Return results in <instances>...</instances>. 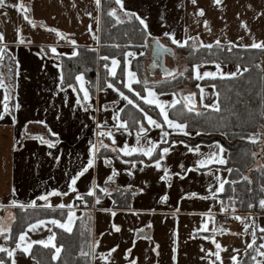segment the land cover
<instances>
[{"label": "crops", "instance_id": "crops-1", "mask_svg": "<svg viewBox=\"0 0 264 264\" xmlns=\"http://www.w3.org/2000/svg\"><path fill=\"white\" fill-rule=\"evenodd\" d=\"M122 2L123 8L117 4L119 17H129L126 12L135 13L144 20L142 25L144 28L147 26L148 33L146 50H129L126 54L135 55H125L123 81L124 84L129 83L128 72L136 74L127 87L134 93L135 100L112 82L97 88L96 94L92 95L88 79L82 73L79 75L83 88L88 92L87 100L81 90V81L76 79V85L66 87L61 84L63 71L60 56H73L71 53H77L79 47L99 48L101 0L99 6L96 0H5V4L0 5V33L3 34L0 56L9 54L16 62L15 105H19V108L14 106L12 113L8 109L5 111L7 93L4 86H0V113H3L0 116V205L3 206L0 207V228L9 229L0 232V247L15 249L12 257L6 251H0V260L5 264H12L13 260L16 264H40L31 252L35 246H45L31 242L46 241L53 233V242L61 247L62 252V246L56 240V229L62 228L52 224L51 220L64 222L69 211L73 213L72 230L84 213L91 214V264H130L131 261L135 264H239L249 247L244 249L245 246L240 244L236 247L237 240L245 235L244 229L237 234L218 225L219 216L229 211L224 207L225 210L221 211L220 192L215 191L220 181L227 179L224 164L214 162L199 166L196 163L203 158L201 153L218 151L215 145L222 146L219 142L190 144L175 140L177 143L164 146L169 148V152L160 160V168L155 165L160 156L147 162L144 158L150 157L141 152L126 155L119 149L125 143L129 147L146 146L149 138L158 147L165 144L164 141H168L171 135L193 137L197 133L189 130L186 122L172 116L171 111L179 103H184L183 97L189 93L195 94L194 111L215 109L205 105H219L216 87L201 84V80L220 76L197 78V74L216 71L217 62L195 64L193 77L197 83H188L178 93L160 92L157 85L186 70L185 57L178 47L189 41H193L195 47L213 45L216 40L235 47L251 45L254 41L264 43V0H220L219 4L215 0H196L195 3L192 0ZM17 4L22 7L16 8ZM201 9L203 15L200 14ZM25 15L34 21L35 26L24 19ZM53 28L63 35L57 36L50 30ZM165 32L174 34L175 39L185 43L173 44L171 38L164 35ZM154 37L174 51V55L166 54L164 57L165 65L176 69L172 75L164 76L160 68L152 70L150 67ZM72 40L76 41L75 45ZM52 48L56 51L53 52ZM144 55L146 58H142ZM115 59L118 61L115 75L110 74L112 58L108 64L111 77H115L120 68V60ZM219 64L222 72L236 71L238 65ZM239 66L238 75L245 69ZM2 73L0 60V79ZM138 83L144 85L141 94L133 87ZM146 88H151L158 100L169 102L165 104L169 118L184 123L189 135L174 131L163 123L160 109L141 98L148 96ZM121 92L128 99H124ZM172 100L177 103L172 105ZM127 105H130L129 112L123 117L122 112ZM145 112L161 127L150 125L144 118ZM120 122H126L124 128L119 126ZM141 124L147 131L141 133L138 145L137 132ZM162 130L170 135L162 139ZM108 132L111 136L106 135ZM40 138L52 141L53 146L42 143ZM197 146L199 152L189 151L190 147L194 149ZM221 155L226 160L227 151L224 149ZM90 157L93 159L91 166L88 165ZM106 160L109 163H105ZM85 168L87 171H83ZM165 168L167 178L162 180L161 176L166 175ZM113 169L116 174L108 180L113 175ZM78 173L82 174L78 176L73 190H69L72 177ZM117 188L132 191L133 197L127 208L115 206L112 192ZM90 189L93 194H89ZM53 190L55 194L47 195ZM42 195L47 199H40ZM13 200L17 202L15 205L11 204ZM86 201L91 206L83 207ZM18 209L67 210V216L64 219H39L44 224L35 231L27 226L22 232H25V242L31 243V247L25 254L23 243L21 248L16 246L20 234L11 243ZM240 216L243 217V226L244 217L247 221L252 219V216ZM256 217L261 234L251 245L264 252V231H261L264 229V212ZM101 253L108 259L102 260ZM216 253H219L220 259H217ZM233 256L236 257L235 262L231 259ZM257 261L264 264V257L258 254Z\"/></svg>", "mask_w": 264, "mask_h": 264}, {"label": "trees", "instance_id": "trees-1", "mask_svg": "<svg viewBox=\"0 0 264 264\" xmlns=\"http://www.w3.org/2000/svg\"><path fill=\"white\" fill-rule=\"evenodd\" d=\"M100 6L99 48L79 47L75 56H60L63 71L61 84L64 87L76 85V77L82 73L88 79L92 95L96 94L97 88L112 82L135 100L134 93L124 86L125 55L129 50H146L148 33L136 17L120 18L118 15L120 10L115 0H101ZM113 8L116 9V17H119L120 23H117L116 17L109 15ZM178 50L185 57L187 68L174 78L160 82L157 85L160 92L178 93L188 83L195 85L197 80L193 77V67L197 63L238 64L244 66L247 71L236 77L201 80V84H213L216 87L219 110L204 108L189 112L184 108V103H179L172 109V116L186 122L188 129L196 131L197 134L193 137L171 135L167 143L158 146L155 153L144 160L151 162L157 159L159 149L175 140H183L190 144L217 141L227 151L223 168L228 174L223 191L219 193L221 206L239 215L257 216L264 212V208L259 204L260 199H264V163L259 162L264 156V49L240 48L226 44L220 46L213 44L209 49L204 46L195 47L193 41H189L179 46ZM111 58L120 60V68L115 77H111L108 72ZM142 58H146V55ZM1 62L8 111L12 113L15 106L16 62L9 54H5ZM133 87L140 91V94L143 92L142 83ZM129 106L124 108L123 117L127 116ZM250 136L258 138L253 141L248 139ZM228 169L232 171L229 172ZM233 181L235 183H232ZM112 196L116 207L127 208L133 193L117 188L112 192ZM249 204L252 205L251 208ZM66 216L67 210L18 209L17 218L12 226L11 243H14L18 235L34 221L48 217L64 219ZM91 223V214L86 212L76 222L71 232L56 229V240L62 246V252L56 260L52 259L55 252L52 247L35 246L31 252L32 257L40 264H91ZM81 252L87 255H81ZM258 252L256 245L248 247L239 264H256Z\"/></svg>", "mask_w": 264, "mask_h": 264}, {"label": "snow or ice", "instance_id": "snow-or-ice-1", "mask_svg": "<svg viewBox=\"0 0 264 264\" xmlns=\"http://www.w3.org/2000/svg\"><path fill=\"white\" fill-rule=\"evenodd\" d=\"M192 2L195 3L196 0H192ZM116 3L118 5H120L121 8H123V2H122V0H116ZM215 3L219 4L220 3V0H215ZM4 4H5V0H0V5H4ZM96 4H97V6H99L100 5V0H96ZM15 7L19 9V8L22 7V5L17 4V5H15ZM125 14L127 16H129V17L135 16L136 19H138L141 24H144V20L141 19L139 16H136L135 13H127L126 12ZM200 14L203 15V10L202 9L200 10ZM88 15H91V13H88ZM109 15L116 17V9L115 8L111 9L109 11ZM24 19L25 20H28L29 23H32L33 26H35L34 21H32L27 15L24 16ZM116 19H117V23H120L121 22L120 19H119V17H116ZM205 24H207V21H205ZM146 27L147 26L145 25V28ZM50 30L53 31V32H56L57 36L63 35L62 33L59 32L58 29L53 28V29H50ZM89 30H91V29H89ZM17 32H19V29H17ZM149 35H150V33H149ZM164 35L170 37L173 44L180 45V44L185 43L184 41H180V40L175 39L174 34H172V33L165 32ZM153 39H154L156 45L158 46V48H163V45H160L158 38H155L154 37ZM188 39H192V38L189 37ZM2 40H3V34L0 33V41H2ZM71 43L73 45H75L76 44V41L75 40H72ZM214 43L217 46H220V41L219 40H216ZM229 43H231V42H229ZM203 46L204 47H207L209 49H211V47H212L211 44H209V45H203ZM240 47H251V48L264 49V43H256L254 41L251 45H240ZM52 51L55 52L56 49L55 48H52ZM229 51H230V49H229ZM0 52H3V49L2 48H0ZM71 55H73V56L77 55L76 51H73L71 53ZM126 55H135V54L134 53H128ZM2 58L3 57L0 56V60H2ZM104 59H108V57H104ZM117 63H118V61L115 58H112V71H111L110 74L115 75V66L117 65ZM105 67H107V65H105ZM165 71H166V74H168V75L171 74V73L167 72V70H165ZM244 71H247V69H244ZM239 72H240V66L239 65H237V70L236 71H232V72H222L221 71L220 64L217 63L216 64V71H214V72H212V71L204 72L203 75L197 74V78L198 79H203L205 76H207V77L220 76L222 78H224V77H236ZM127 75L129 77V83H125V85H124L125 87H129L131 80L134 79L135 76H136V74L134 72H128ZM76 79L78 81H81V90L84 92V99L87 100L89 98V96H88V92L83 88L82 77L80 75H78L76 77ZM0 86H4L2 79H0ZM109 87H112V85H109ZM146 91L148 92V96L141 97V98L146 103H148L150 105H153L154 104V105H156V107H158L160 109V115L163 117V123L164 124H167V126L170 129L174 130V131H179V132L184 133L185 135H189V133L185 130L186 129V125L184 123H178L176 120L169 118L168 113H167L166 108H165V104H168L169 102L168 101L158 100L156 98V94L152 91L151 88H146ZM120 95L124 99H128L127 96H124V93L123 92H121ZM137 95H139V93H137ZM194 95H195L194 93H189L187 96H184L183 97V100H184V105L183 106L189 112H191V111L194 110V103H195L194 100H193V96ZM7 99H8V97L5 96V100H7ZM77 102L79 103V100ZM129 103H133V101L129 100ZM176 103H177L176 100H172L171 101V104L172 105H175ZM209 106H211V107L219 110V105L218 104H215L214 103L212 105H205V107H209ZM15 107L19 108V105L17 104V105H15ZM136 107H139V105H136ZM4 109H5V111H7V109H8L7 103H5ZM140 111L143 112V109H140ZM2 115H3V113H0V116H2ZM117 118H118V114H117ZM144 118L148 121V123L150 125H152L154 127H157V128H160L161 127V124L160 123H157V121L154 120L151 116H149L146 112L144 113ZM13 120H15V117H13ZM39 123H44V122L43 121H40ZM137 123L139 124L140 122L137 121ZM125 124H126V122H120V125L119 126L121 128H124L125 127ZM146 131H147L146 128L141 124L140 127H139V130L137 132V144L138 145H139L140 140H141V133H146ZM106 135L111 136V132L106 133ZM168 135H170L168 132H164L162 130V133H161L162 139L164 137H167ZM40 139H41V142L42 143L48 144L50 147L53 146V142L52 141L44 140L43 138H40ZM248 139L254 141L256 138L250 136V137H248ZM164 142L167 143L166 140ZM173 143H177V141H173ZM179 143H183V141H179ZM215 147L218 148V151H210L207 154L201 153V155L203 156V158L200 159V160H198L196 162L197 165H199V166H205L207 164L214 163V162L215 163H218V164H225L226 163V160L221 155V153L224 151L223 147L222 146H219L218 144L215 145ZM156 148H157V143L151 141L150 138H149L148 139V143H147L146 146H132V147H129L128 144L125 143V145L122 148H120L119 151L125 153L126 155H131L132 153H135V152H141V153H143V155L151 157L152 154H153V151L156 150ZM189 151L199 152L200 149H199V146H197L194 149L190 147L189 148ZM168 152H169V148L168 147H163V148H160L159 149L160 159L155 160V165H156L157 168H160L161 167L160 160H163L165 154H167ZM253 155H255V153H253ZM105 163H109V161L106 160ZM92 164H93V159L90 157L89 160H88V165L91 166ZM133 166H134V162H133ZM83 171H87V168L83 169ZM164 171H165L166 175L165 176H161V179L162 180L167 178V168H165ZM228 171L231 172L232 169H228ZM81 174L82 173H78L76 176H73L72 177V181L68 185L69 190H73V185H75L78 176L81 175ZM115 174H116V170L113 169V175L112 176H109L108 177V180H112L113 179V176ZM217 179L219 180L220 178L217 177ZM242 179H247V177H242ZM232 183H235V181H233ZM95 186H96L95 185V181H93V187H95ZM209 187H211V185ZM223 188H224V181L221 180L219 186L215 189V191L216 192H221V191H223ZM101 191L106 192L107 189H101ZM53 194H55V190H53V192H49L47 195L50 196V195H53ZM89 194H93L91 189L89 191ZM191 195L195 196L196 193H192ZM40 199L46 200L47 199V196L42 195L40 197ZM161 199H165V197H162ZM16 203L17 202L15 200L11 201V204H13V205H15ZM259 204H260V206L262 208H264V199H260ZM24 206L25 205H20V207H24ZM248 206L250 208L252 207L251 204H249ZM0 207H3V206L0 205ZM58 207H64V205H58ZM224 210L225 209L222 207L221 208V211H224ZM236 219H242V218L241 217H236ZM72 221H73V213L71 211H69L68 217H67V219L64 222H61L60 220H57V219H52L51 220V223L54 224V225L59 226L62 229H65L68 232H71L72 231ZM42 224H44V221L43 220H37L35 224H29L28 225V228L31 229V230H33V231H35ZM244 227L247 228L248 225L245 224ZM2 231H9V229L0 228V232H2ZM261 231H264V229H261ZM54 237H55V233L49 235L46 241L45 240L32 241L31 243H39V244L44 245L45 247L51 245L55 249V252H54V254L52 256V259L53 260H56L57 259V256L61 252V247H57L54 244V242H53L54 241ZM205 238L207 239L208 237H205ZM5 239H7V236L5 237ZM25 239H26L25 232H21L20 235H19V239L17 241V245L16 246H17V248H21V245L23 243V252L25 254H27L29 252L30 247H31V243L25 242ZM216 247H217V249H219L220 248V245L217 243L216 244ZM249 247H252V245L250 244ZM262 247H264V245H262ZM0 251H6L7 254H8V256L9 257H12L15 249L9 250V249H5V248L0 247ZM112 251H114V249ZM154 251H155V249H154ZM173 251H175V249H173ZM258 254L261 257H264V252H259ZM81 255H87V253L81 252ZM216 256H217V259H220L219 253H216ZM100 257H101L102 260H107L108 259V257L104 253H101L100 254ZM231 259L234 262L236 261V257L235 256L231 257ZM253 259H255V257H253ZM173 260H175V255L173 256ZM0 264H5V262L3 260H0ZM12 264H16V261L13 260L12 261ZM130 264H135V261H131ZM256 264H260V262L257 261Z\"/></svg>", "mask_w": 264, "mask_h": 264}, {"label": "rangeland", "instance_id": "rangeland-1", "mask_svg": "<svg viewBox=\"0 0 264 264\" xmlns=\"http://www.w3.org/2000/svg\"><path fill=\"white\" fill-rule=\"evenodd\" d=\"M177 62V61H176ZM176 62H173V63H176ZM174 65L172 64V67H173ZM197 134V133H196ZM195 134V135H196ZM194 135V136H195ZM255 138L257 139L258 137L257 136H255ZM259 162L262 164V163H264V156H262L260 159H259ZM228 212H230V213H233L234 214V217L236 218V217H241L240 215H239V213H237V212H234V211H231L230 209H229V211ZM238 215V216H237ZM247 217H249V216H252L251 214H247L246 215ZM241 218H243V217H241ZM257 217L256 216H252V219H248V221L246 220V218L244 217V225L245 224H247L248 225V227L247 228H245L244 226H243V224L241 223V219H236V221H235V219L233 220V222L230 224V226L229 227H224V228H228V231H235V232H237V234H239V233H241L242 231H243V229H244V237H240L239 239L238 238H236V240H237V244H236V247H238V245L240 244L241 246L242 245H244L245 247H244V249L245 248H247L251 243H254V241H255V238L257 237V236H260V232L258 231V227H257V225H256V223H257ZM235 221V222H234ZM223 228V229H224ZM237 234H236V236H237ZM235 237V236H234ZM236 247H233V248H236ZM242 248V247H241Z\"/></svg>", "mask_w": 264, "mask_h": 264}, {"label": "water", "instance_id": "water-1", "mask_svg": "<svg viewBox=\"0 0 264 264\" xmlns=\"http://www.w3.org/2000/svg\"><path fill=\"white\" fill-rule=\"evenodd\" d=\"M152 45H153L152 47L153 62L150 65L151 69L154 70L156 68H160L164 76H169L168 74H166L165 70H167V72L171 73L170 75H172L173 72L176 71V69L174 70L169 69L164 63V57L166 54L174 55L173 49L170 47H166L164 45L163 48H158L155 41L152 42ZM160 45H162V43H160ZM193 100L195 102L194 106H196V100L194 96H193Z\"/></svg>", "mask_w": 264, "mask_h": 264}, {"label": "built area", "instance_id": "built-area-1", "mask_svg": "<svg viewBox=\"0 0 264 264\" xmlns=\"http://www.w3.org/2000/svg\"><path fill=\"white\" fill-rule=\"evenodd\" d=\"M83 207H89L91 206V203L89 201H86L82 205ZM234 220V214L230 212L223 213L218 218V225L221 228H224L228 225H230Z\"/></svg>", "mask_w": 264, "mask_h": 264}]
</instances>
